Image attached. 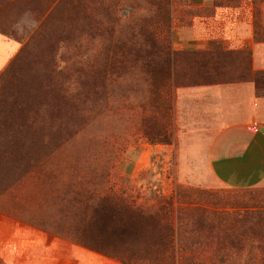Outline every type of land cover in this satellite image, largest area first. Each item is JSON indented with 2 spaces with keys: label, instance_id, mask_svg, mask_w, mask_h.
I'll list each match as a JSON object with an SVG mask.
<instances>
[{
  "label": "rangeland",
  "instance_id": "1",
  "mask_svg": "<svg viewBox=\"0 0 264 264\" xmlns=\"http://www.w3.org/2000/svg\"><path fill=\"white\" fill-rule=\"evenodd\" d=\"M187 1L0 0V33L22 44L0 69V117L25 122L22 133L4 125L6 147L19 138L39 160L3 195L2 210L31 216L70 202L78 218L108 195L172 222L174 243L152 264H264V183L228 188L208 160L214 136L234 118L232 104L252 109L256 121L264 115V0H253L256 45L212 41V56L211 45L173 43V11L191 14L180 5ZM174 51H182L179 85L165 71ZM233 84L246 94L230 91ZM220 213L236 224L219 243Z\"/></svg>",
  "mask_w": 264,
  "mask_h": 264
},
{
  "label": "crops",
  "instance_id": "2",
  "mask_svg": "<svg viewBox=\"0 0 264 264\" xmlns=\"http://www.w3.org/2000/svg\"><path fill=\"white\" fill-rule=\"evenodd\" d=\"M180 5L192 12L176 14V17L173 11L174 44L202 49H207L212 41L245 47L256 45L253 0H188ZM21 46L20 42L0 33V69L18 54ZM203 88L218 90L217 86ZM228 88L240 94L247 91L241 84ZM230 108L235 112L234 118L217 132L210 145V170L216 180L228 188H253L264 183V115L256 121L249 107L245 106L244 112L236 104ZM30 172L1 193L0 202L3 195ZM69 204L51 213L45 206L31 216L0 207V264H94V256H104L78 240V227H83L81 224L87 216L77 218Z\"/></svg>",
  "mask_w": 264,
  "mask_h": 264
},
{
  "label": "trees",
  "instance_id": "3",
  "mask_svg": "<svg viewBox=\"0 0 264 264\" xmlns=\"http://www.w3.org/2000/svg\"><path fill=\"white\" fill-rule=\"evenodd\" d=\"M214 42L210 43L209 50L205 54L214 55L217 47H213ZM211 51V52H210ZM182 51H174L165 59V71L168 78L171 79L174 73V82L179 85L178 72L180 68L179 55ZM183 53H185L183 51ZM188 53V52H187ZM191 54V53H188ZM196 54V53H195ZM18 59L21 57L19 54ZM191 58V56H190ZM17 59V58H16ZM192 59V58H191ZM196 61L193 60L192 63ZM196 84L188 82V85ZM201 83H198L200 85ZM203 84V83H202ZM259 89V85L256 82ZM9 109L27 108V105H11ZM17 118V120L15 119ZM21 119V120H20ZM14 116L0 117V194L8 188L16 184L25 174L32 171L39 164L37 153L28 154L20 149L23 145L19 138H13L11 149L6 147V134L9 131L23 132V118ZM11 124L9 131L4 132L5 124ZM23 131H20L22 130ZM4 140V143L1 142ZM30 156V157H29ZM31 158V160H30ZM134 202V201H133ZM92 213L82 222L78 231V240L82 241L86 246L93 248L97 253L118 259L124 264H152L158 256L163 255L167 249L171 248L174 243V229L172 222L167 219L157 218L150 211L141 209L134 204L121 202V200H113L108 197H98L93 204H90ZM188 210L193 209L191 204L187 205ZM217 216V241L220 243L230 238L228 231L231 232L236 221L230 220L227 216L220 213ZM153 223L157 224V229H153ZM232 234V233H231ZM240 235L245 234V229L239 231ZM139 241L145 243L141 248H131L130 242ZM216 241V242H217ZM213 254L218 255L217 249L213 250ZM221 261L224 257L221 255Z\"/></svg>",
  "mask_w": 264,
  "mask_h": 264
},
{
  "label": "built area",
  "instance_id": "4",
  "mask_svg": "<svg viewBox=\"0 0 264 264\" xmlns=\"http://www.w3.org/2000/svg\"><path fill=\"white\" fill-rule=\"evenodd\" d=\"M178 1H182V2H185V1H187V0H178Z\"/></svg>",
  "mask_w": 264,
  "mask_h": 264
}]
</instances>
